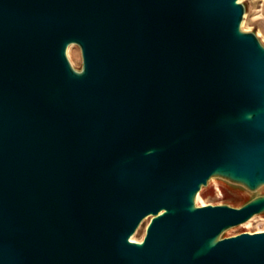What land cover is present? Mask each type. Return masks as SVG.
Listing matches in <instances>:
<instances>
[{
	"label": "water",
	"instance_id": "obj_1",
	"mask_svg": "<svg viewBox=\"0 0 264 264\" xmlns=\"http://www.w3.org/2000/svg\"><path fill=\"white\" fill-rule=\"evenodd\" d=\"M246 13L0 0V264H264V230L223 236L264 214V43ZM212 179L253 196L199 206Z\"/></svg>",
	"mask_w": 264,
	"mask_h": 264
},
{
	"label": "rangeland",
	"instance_id": "obj_2",
	"mask_svg": "<svg viewBox=\"0 0 264 264\" xmlns=\"http://www.w3.org/2000/svg\"><path fill=\"white\" fill-rule=\"evenodd\" d=\"M242 2L246 4V16H248L246 28H243L242 26L243 30L254 31L259 37V39L264 43V0H242ZM250 8H253V15L250 14ZM71 45H75L77 51L75 50L71 52V56L68 53V57L72 62L73 66L77 69H80L82 67L81 50L76 44ZM259 193H264V187L260 190ZM252 196L253 194L242 188L232 186L229 183L220 179H212L209 181V184L199 192L196 198V202L199 206L222 203H228L233 206H240ZM148 222L149 218L143 221V223L139 226L135 234L131 237L133 240H143ZM263 230L264 214H261L253 217L251 220L240 226L227 230L223 234V236L230 237L243 232L254 233Z\"/></svg>",
	"mask_w": 264,
	"mask_h": 264
},
{
	"label": "bare ground",
	"instance_id": "obj_3",
	"mask_svg": "<svg viewBox=\"0 0 264 264\" xmlns=\"http://www.w3.org/2000/svg\"><path fill=\"white\" fill-rule=\"evenodd\" d=\"M242 1V0H241ZM247 17L248 16H246V18H245V21H243L244 23H243V28H246V24H247ZM261 20V19H260ZM259 34H260V32H259ZM77 51V49H76V46L75 45H71L69 48H68V53H69V55L71 56V52H73V51ZM141 232V231H140ZM131 241H136V240H133L132 238H131Z\"/></svg>",
	"mask_w": 264,
	"mask_h": 264
},
{
	"label": "crops",
	"instance_id": "obj_4",
	"mask_svg": "<svg viewBox=\"0 0 264 264\" xmlns=\"http://www.w3.org/2000/svg\"><path fill=\"white\" fill-rule=\"evenodd\" d=\"M250 14L253 15V8H250Z\"/></svg>",
	"mask_w": 264,
	"mask_h": 264
},
{
	"label": "built area",
	"instance_id": "obj_5",
	"mask_svg": "<svg viewBox=\"0 0 264 264\" xmlns=\"http://www.w3.org/2000/svg\"><path fill=\"white\" fill-rule=\"evenodd\" d=\"M246 16V15H245Z\"/></svg>",
	"mask_w": 264,
	"mask_h": 264
}]
</instances>
